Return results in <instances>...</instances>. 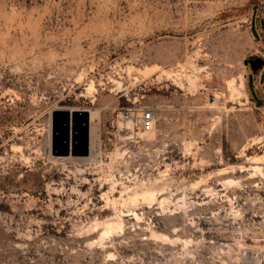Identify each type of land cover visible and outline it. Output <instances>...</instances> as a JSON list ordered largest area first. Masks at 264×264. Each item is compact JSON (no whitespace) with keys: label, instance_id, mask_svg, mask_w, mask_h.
<instances>
[{"label":"rangeland","instance_id":"1","mask_svg":"<svg viewBox=\"0 0 264 264\" xmlns=\"http://www.w3.org/2000/svg\"><path fill=\"white\" fill-rule=\"evenodd\" d=\"M260 1L0 0V264H264ZM61 109L92 159H55Z\"/></svg>","mask_w":264,"mask_h":264},{"label":"water","instance_id":"2","mask_svg":"<svg viewBox=\"0 0 264 264\" xmlns=\"http://www.w3.org/2000/svg\"><path fill=\"white\" fill-rule=\"evenodd\" d=\"M246 65L257 71L264 59L257 56L247 59ZM73 134V139L71 135ZM83 149V154L90 150V118L88 111L56 110L54 113V150L59 154H76Z\"/></svg>","mask_w":264,"mask_h":264},{"label":"built area","instance_id":"3","mask_svg":"<svg viewBox=\"0 0 264 264\" xmlns=\"http://www.w3.org/2000/svg\"><path fill=\"white\" fill-rule=\"evenodd\" d=\"M258 4L260 5V13L258 14V17L259 19H261L264 17V0H261ZM251 13H252V10L248 14V18L246 20V22L249 23V25H250V20H251ZM251 55L260 56L264 59V41H259L258 49L254 50L251 53ZM256 87L258 88L260 95L264 99V90H261L259 83L256 84ZM214 101H216L215 95H214ZM262 107H264V104L255 106L256 109L261 110L264 113V111L262 110ZM122 117L123 119H134L138 128L143 131L153 130L155 127V123H156L154 111L149 106H145L141 108L139 114H137L135 112V109L133 108H126L122 111Z\"/></svg>","mask_w":264,"mask_h":264},{"label":"bare ground","instance_id":"4","mask_svg":"<svg viewBox=\"0 0 264 264\" xmlns=\"http://www.w3.org/2000/svg\"><path fill=\"white\" fill-rule=\"evenodd\" d=\"M233 88V87H232ZM239 93L244 96L245 98L248 99V93L246 91V78L245 76H242L241 80H240V89L238 90ZM246 99V100H247ZM262 110L264 111V107H262ZM74 111H76L74 109ZM73 111V112H74ZM78 111H83V110H79ZM96 110H91L90 111V114H89V118H90V150H89V155L86 157V156H75L74 154L72 155H69L67 157H64V156H56L55 159H58V160H65L67 158H73L75 160H90L92 159V157L94 156V143H95V139H96V128L94 126V123H93V119H94V113H95ZM72 112V113H73ZM126 120H133V119H126ZM129 125V124H128ZM131 128H133V125L130 124ZM143 131V130H142ZM152 131V130H151ZM144 133L145 132H150V131H143ZM154 133H149V136L148 137H151L153 136ZM143 135V134H142ZM259 159V158H258ZM255 163H258L259 161H254ZM261 162V161H260ZM136 194V193H135ZM134 195V194H133ZM136 196V195H135ZM147 196V195H146ZM130 197V196H129ZM145 197V195L143 196ZM138 197H136V200H137ZM147 198V197H146ZM149 198V197H148ZM152 199V198H151ZM137 215V214H136ZM112 224V223H110ZM108 225V224H107ZM117 226V225H116ZM105 230V229H104ZM110 231V230H109ZM108 233V232H107ZM153 235L156 236V237H162V238H167L166 235H163V234H158L156 232H153ZM254 252H255V249H253ZM254 254V253H253Z\"/></svg>","mask_w":264,"mask_h":264},{"label":"crops","instance_id":"5","mask_svg":"<svg viewBox=\"0 0 264 264\" xmlns=\"http://www.w3.org/2000/svg\"><path fill=\"white\" fill-rule=\"evenodd\" d=\"M258 42V44H259V41H257ZM248 81H249V79H248ZM247 81V82H248ZM248 93H249V95L251 96V93H250V91H249V89H248ZM255 106H258V104L253 100V102H252ZM261 111V110H260ZM261 113L263 114V116H264V113L261 111Z\"/></svg>","mask_w":264,"mask_h":264}]
</instances>
